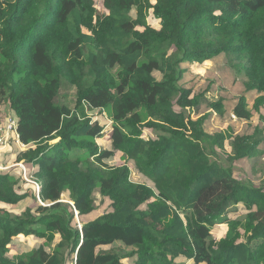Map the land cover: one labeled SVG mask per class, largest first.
Returning a JSON list of instances; mask_svg holds the SVG:
<instances>
[{"label": "trees", "instance_id": "1", "mask_svg": "<svg viewBox=\"0 0 264 264\" xmlns=\"http://www.w3.org/2000/svg\"><path fill=\"white\" fill-rule=\"evenodd\" d=\"M101 1L102 14L94 0H0V107L26 145L0 153V264H264V180L234 174L261 153L264 127L206 132L199 111L221 115L222 99L181 84L183 63L222 56L244 86L233 114L254 119L264 0ZM94 189L104 207L87 220ZM236 224L245 234L230 238Z\"/></svg>", "mask_w": 264, "mask_h": 264}, {"label": "rangeland", "instance_id": "2", "mask_svg": "<svg viewBox=\"0 0 264 264\" xmlns=\"http://www.w3.org/2000/svg\"><path fill=\"white\" fill-rule=\"evenodd\" d=\"M94 5L100 14L106 12L102 6L101 0H94ZM182 67L185 68L186 71L183 74L181 84L185 87L191 88L194 93L204 91L208 99H222L221 110H223V113L221 115L213 112L205 106H203L199 111L200 113H207L210 111V116L204 123V129L206 132L214 133L220 131L223 132L227 138H231L234 134L250 133L256 125L264 127V108L260 109L259 113L253 111L254 119L250 121L239 119L233 114L237 98L244 93V86L242 84L241 77L236 75L233 70L231 71L227 68L222 56L214 57L213 59L204 61L199 65L183 63ZM59 92L60 103L68 106L69 108H73L76 99L75 87L66 81H62ZM255 96L256 95L253 93L246 94L248 108H251L254 99L253 97ZM99 110L100 108H92L88 104L85 105V114L93 116L97 123L93 124L90 132L94 134L96 141L101 148H110L111 127L110 125L100 126L98 123V121L100 122L99 118L97 121V117H99ZM7 112V106L0 107V121L6 117L5 115ZM8 149L10 148H7V150ZM7 150H3L5 151L4 153H6ZM260 150L261 153L258 156L240 160L238 164L235 165L234 174L237 177L243 180H249L254 184H259L264 180V145ZM6 155H9L10 158L13 157L12 152ZM24 189L28 195L32 194V191L34 190L33 187L29 186V182ZM30 199L31 198L28 197L21 205H25L26 202H30ZM91 199L95 210L86 216L87 220L99 215L104 207L101 204V195L97 189L92 191ZM240 226L241 224L235 225L234 230L230 232V238H237L239 236V238H241L245 234L244 229ZM223 230L225 229L220 228L219 233L223 232ZM21 239L23 240L24 238ZM24 241L28 242L31 246H33L35 242L32 238H27V240ZM124 262L126 264V260H124Z\"/></svg>", "mask_w": 264, "mask_h": 264}, {"label": "built area", "instance_id": "3", "mask_svg": "<svg viewBox=\"0 0 264 264\" xmlns=\"http://www.w3.org/2000/svg\"><path fill=\"white\" fill-rule=\"evenodd\" d=\"M0 121V153L8 147H18L22 150L26 147L19 139L16 120L9 114ZM15 165L22 170L23 178L30 181L26 176V167L23 162H18ZM36 188H38V185Z\"/></svg>", "mask_w": 264, "mask_h": 264}, {"label": "water", "instance_id": "4", "mask_svg": "<svg viewBox=\"0 0 264 264\" xmlns=\"http://www.w3.org/2000/svg\"><path fill=\"white\" fill-rule=\"evenodd\" d=\"M36 190L38 191L39 190V187Z\"/></svg>", "mask_w": 264, "mask_h": 264}]
</instances>
